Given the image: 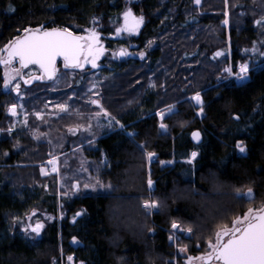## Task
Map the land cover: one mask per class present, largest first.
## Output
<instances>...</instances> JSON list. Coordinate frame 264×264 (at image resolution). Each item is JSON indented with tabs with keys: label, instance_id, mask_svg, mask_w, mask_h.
<instances>
[{
	"label": "trees",
	"instance_id": "trees-1",
	"mask_svg": "<svg viewBox=\"0 0 264 264\" xmlns=\"http://www.w3.org/2000/svg\"><path fill=\"white\" fill-rule=\"evenodd\" d=\"M127 8L144 22L128 40L113 39ZM261 15L264 0H200L199 5L194 0H0V48L26 28H68L81 34L96 24L108 48L132 43L144 52L143 58L108 60L95 75L65 68L59 60L51 80L40 75L25 83L20 75L13 80L19 92L0 87V264H61L67 255L83 264H181L186 256L178 254L179 247L186 246L187 255L204 254L218 224L260 208L264 25L254 20ZM217 51L224 54L213 58ZM245 62L250 80L241 87L225 69L236 72ZM29 69L40 74L35 66L21 73ZM224 77L228 80H218ZM196 92L204 100L203 116L192 99ZM94 95L137 135L129 138L115 122L112 128L103 123L67 134L78 122H89L97 108L90 104ZM13 104L15 116L8 112ZM58 104L69 105L68 111L53 113ZM169 105L177 111L163 121L168 126L163 132L156 113ZM195 130L198 144L191 140ZM237 141H243L246 154L239 153ZM140 144L147 146L141 150ZM76 147L86 156L81 164L76 156L61 157ZM193 151L198 155L189 165ZM145 152L156 154L150 165ZM55 155L66 165L65 191L55 174L40 171L39 165ZM79 164L112 187L85 189L86 180L73 171ZM74 180L77 191L71 189ZM249 188L254 199L237 196V189L245 193ZM145 199L159 200L161 207L146 214ZM31 210L51 217L37 238L21 230ZM76 212L81 215L73 221ZM172 220L179 230L171 228ZM188 227L193 229L190 238L182 231ZM170 234L177 239L170 241Z\"/></svg>",
	"mask_w": 264,
	"mask_h": 264
},
{
	"label": "snow or ice",
	"instance_id": "snow-or-ice-1",
	"mask_svg": "<svg viewBox=\"0 0 264 264\" xmlns=\"http://www.w3.org/2000/svg\"><path fill=\"white\" fill-rule=\"evenodd\" d=\"M194 2L199 5L200 0H194ZM228 3V0H225V4ZM255 4V0H253ZM243 7L242 5H238ZM225 16H228V13L225 12ZM124 25L123 27L117 28L116 32L120 33L122 31L135 32L138 30L141 24L144 22V17L134 16L131 8L127 9L123 13ZM225 25L229 23L228 19L223 21ZM254 23L257 26L264 25V15H261L259 18L254 20ZM27 35L23 37H17L14 41L9 42L4 45L3 48H0V64L5 65L8 69L4 73V87L8 88L12 81L15 79V76H20L21 69L27 68L29 65H38L39 69L42 71L43 76L39 77L42 79L47 77L52 79L56 75V62L58 57H62L64 61L65 68H83L85 64H91L92 68L97 67V59L103 54L104 49L100 46L99 33L95 29L87 30V35H77L68 28H43L41 26L36 31H30L29 29H24ZM247 51V50H246ZM253 52L256 51V48L253 47ZM121 56L127 55L123 50L119 53ZM222 51H217L214 54V57L223 55ZM261 56H264V52L260 53ZM141 58L144 57V53H140ZM19 62L20 68H11L10 66L14 62ZM259 70H264V65L259 66ZM229 76H234L237 82V86H243L245 82L250 80L249 72L250 66L248 63H241L239 65V71L236 73L232 72V68L229 67L225 69ZM15 74V75H13ZM227 81L228 77L218 78V80ZM25 83H29V80H25ZM154 86V85H153ZM219 86V85H217ZM20 85L17 83L13 86V90L19 92ZM96 95H99L96 93ZM196 101V104L199 105L198 115L203 116L204 111V100L200 92H196L192 97ZM91 103L98 105L101 109V112L106 117H111L108 121V127H113V121L116 125H119V128L126 133L129 138H134L137 133L134 131H128L124 124H121L120 121L116 120L115 117L111 116V113L107 111L100 103L98 99L91 100ZM129 103H132L129 101ZM56 107L60 112L66 113L69 109L67 104H58ZM15 104L11 105L10 111L13 115H16ZM176 108L174 105H169L165 111H158L156 115L160 118V123L158 128L166 132L168 126L163 123V121L171 115L176 114ZM101 112H97L95 115L99 117ZM236 120H239L240 117L237 114H233ZM37 117L41 116L40 112L36 113ZM77 126L76 130H79ZM91 124H88L85 127L86 131L91 130ZM11 131V129H9ZM69 131H73L72 128ZM192 136L194 139H200V133L198 131L193 132ZM91 143V141H89ZM146 144H140L138 147L141 150L146 148ZM236 148L240 154H246L247 149L243 141H237ZM7 155V153H5ZM198 153L193 151L190 157L187 158V163L193 165ZM156 154L154 152H145V158L148 164L150 165ZM53 165V171H57L56 168V158H53L49 161ZM163 164L164 161H161ZM171 163V162H169ZM41 172H44V169H41ZM195 173L193 172V175ZM147 188L151 193L154 188V181L151 178V171L149 168L147 180ZM85 188L91 187L93 191L110 189L111 184H104L102 181L97 180L95 184L89 185L85 184ZM237 196L241 198H246L248 200L254 199L253 190L249 188L247 192L242 193L239 189L236 190ZM142 208L146 214H150L153 210H157L161 207L159 200L145 199L142 201ZM77 216L81 213H77ZM75 219V218H74ZM44 227L43 223L37 222L34 226L28 225L24 228V232L27 233L29 229L31 233H35L37 236L40 234L41 229ZM171 228L173 230H179L180 225L176 220H172ZM149 232L154 231L149 228ZM185 233L188 234V237H191L193 229L188 227L182 229ZM215 239H209L207 241L208 248L211 249L210 252L202 254L200 257H188V264H194L195 260L208 261L209 264L214 260L215 264H264V206L260 208H249L247 212L243 215L235 216L230 221V224L221 223L217 225V228L214 232ZM168 239L173 241L177 239L174 235H169ZM73 242H76V238L73 237ZM181 252H186L187 248L181 247ZM68 259L71 261L73 257L69 256ZM55 264V262H54ZM83 264V262H81Z\"/></svg>",
	"mask_w": 264,
	"mask_h": 264
},
{
	"label": "rangeland",
	"instance_id": "rangeland-1",
	"mask_svg": "<svg viewBox=\"0 0 264 264\" xmlns=\"http://www.w3.org/2000/svg\"><path fill=\"white\" fill-rule=\"evenodd\" d=\"M127 9H129V8H127ZM127 9H125V10L123 11V13H124ZM123 13H122V16H121V22H120V24L115 28L114 33H113L112 36H111L113 39H125V40H128L127 38H128L129 36H131V35L136 34V33L138 32L139 28H140V27H139L137 31H135V32H131V33H130V32H127V31H122V32H120V33H117V32H116V29H117V28H120V27H123V25H124V17H123ZM133 15H134V16H137V15H135L134 13H133ZM137 17H138V16H137ZM140 26H141V25H140ZM97 27H98V26H97L96 24H93L92 26H90V27H88V28H85L84 31H83V33H81V34H82V35H87V34H88L87 30H89V29H95V31L99 33L100 46L103 47L104 52H103V54L97 59V61H96V63H97V67H96V68H92L91 64H85L83 68H79L80 71L90 73L91 75H95L96 72L98 71V69H99L100 67H102V66H106V65L108 64V60L126 59V58H129V57H138V58H141L140 53H144V52H143V51H137V50H135V48H134L135 45L132 44V43L129 44V45L118 44V45L115 46V47L108 48V47L105 45V41L103 40V38H102L100 32L98 31V28H97ZM121 50L125 51V52L127 53V55H124V56L118 57V53H119ZM104 59H106V60H104ZM245 63H247V62H245ZM239 65H240V64H239ZM239 65H238V69H237L236 72L239 71ZM12 67H13V68H16L17 66H15V64H13ZM16 69H17V68H16ZM236 72H233V73H236ZM2 75H3V71L0 70V77H1ZM13 75H15V74H13ZM21 76L24 77L25 80H29V81H31L32 79H35L36 77L40 76V74H37V73L35 72L34 69H29L26 73H22ZM231 77H234V76H231ZM234 78H235V77H234ZM3 81H4V75H3V78H2V79L0 78V87H1V86L4 87V83H3ZM17 83H18V82H13V81H12V83L9 85V87H10V86L13 87V86H14L15 84H17ZM9 87H8V88H9ZM194 95H195V94H194ZM194 95H193V96H194ZM93 99H98V100H99V97H97V96H95V95H94V97H93V96L90 97V104H91L93 107H97V108H96V110H92V111H91V113H90V115H89V116H90V118H89V122H85V124L82 123V122H78V124L74 125L73 127H70V128L73 129V131H69L70 128L67 130V134H69V135H73V134H75V133H81L82 130H85V127H86L88 124H91V126H92V125H98V124L108 123V121H109V119H110L111 117H106V116H104L103 113L101 112L100 107H99L98 105H94V104L91 103V100H93ZM99 101H100V100H99ZM194 102H195V104H196V101H195V100H194ZM10 108H11V106H10L9 109H8V112H9V113H11ZM54 110H56V109H54ZM162 111H165V112H166V110H162ZM97 112H101V115H100L99 117H97V116L95 115ZM53 113H60V110L57 108V111H54ZM11 115H13V114L11 113ZM13 116H15V115H13ZM113 122H115V121H113ZM77 126H81V127H79V130H76V129H77ZM86 145H89V142H87ZM71 151H72V152H70V153H68V154H67L68 151L62 153L61 155H63V156H61V157H64V155L67 156V158H66L65 161H68L70 156H71V157H75V156H76L77 158L75 157V159H76L78 162L80 161V164H81V162L83 161L84 158L86 159L85 154L81 151V147H76L75 149H72ZM61 157H60V158H61ZM83 157H84V158H83ZM53 158H56V168H57V171H53V165L49 163V161H51ZM60 158L58 157V155H55V156L49 158L48 160L44 161V162H43L42 164H40L39 166H40V171H41L42 168L44 169V172H41L42 175L55 174V175L57 176L58 186H59L61 189H63V191H65V189H64V187H65V181H64L65 178H64V175L66 174V172H65V170H66V165H60V161H59ZM65 163H66V162H65ZM80 164H79V166L77 165V166L74 167V169H73L74 173H76L78 176H81L82 179L86 180V184H89V185L95 184L96 181H97L96 177L92 176V175L88 172V170H82L83 167H82ZM62 177H63V178H62ZM71 185H72V186H71V187H72L71 189H73V191H77V188H78V181H77V180H74V181L71 183ZM85 189H88V190L90 189V190H91L92 188L89 187V188H85ZM98 190H100V189H98ZM262 206H264V204H263ZM60 216H62V212L59 213V217H60ZM50 218H51V217H50L48 214H46V213L38 212L37 210H31V211L25 216V218H24V220H23V223H22V226H21V230L24 232V228H25L26 226H28V225H32V226H34L37 222L43 223V225H44V222H45L46 220L50 219ZM73 218H74V217H73ZM41 230H42V229H41ZM24 233H25V232H24ZM25 234L28 235V236H31V237H33V238H37V237H39V235H40V234H39V235L37 236L35 233H31V230H30V229H29V231H28L27 233H25ZM71 243H72L73 245L77 244V243H78V242H77V239H76V242H73V239H72V240H71ZM180 248H181V247H179V248L177 249L178 254H179V255H184V256H186V257L183 259V263H181V264H188V257H194V258H195V257H200V256L202 255V254L197 255V256L187 255V254H186L187 252H181V251H180ZM210 251H211V249L209 248V250H208L207 252H210ZM207 252H206V253H207ZM69 256L72 257V255H67V256H65V258L63 259V262H61V264H81V262H75L73 259L70 261V260L68 259ZM194 264H209V263H204V262H202V261H200V260H195V261H194ZM211 264H215V261H212Z\"/></svg>",
	"mask_w": 264,
	"mask_h": 264
},
{
	"label": "water",
	"instance_id": "water-1",
	"mask_svg": "<svg viewBox=\"0 0 264 264\" xmlns=\"http://www.w3.org/2000/svg\"><path fill=\"white\" fill-rule=\"evenodd\" d=\"M55 28H57V27H55ZM30 31H36L37 29H29ZM73 32V31H72ZM75 34H77V35H82V34H79V33H76V32H74ZM25 35H27V33H25V31L24 32H22L20 35H18L17 37H23V36H25ZM17 37H15L12 41H14ZM120 53V52H119ZM118 53V57H121V55ZM61 61L62 63H63V65H64V61H63V58L62 57H58L57 58V62L58 61ZM57 62H56V65H57ZM17 64H18V69L21 67L20 66V64H19V62L17 61ZM0 66L1 67H3V66H5V65H3V64H0ZM30 66H35L38 70H39V72H40V75H41V77L43 76V73H42V71L39 69V66L38 65H29L28 67H30ZM27 67V68H28ZM24 69H26V68H23V69H21V70H24ZM42 79H44V80H46V81H48V80H51V79H48L47 77H44V78H42ZM53 79V78H52ZM197 130H195V131H193V132H196ZM192 132V133H193ZM191 140H192V142L193 143H195V144H198L199 142H200V140H201V137H200V139L199 140H196V139H194L193 138V136H192V134H191ZM78 212H76V214H77ZM80 213V212H79ZM80 216V215H79ZM79 216H77V215H75V219L76 218H78ZM72 219L73 221L75 220V219ZM214 261V260H213ZM202 262H204V263H209L208 261H202Z\"/></svg>",
	"mask_w": 264,
	"mask_h": 264
},
{
	"label": "flooded vegetation",
	"instance_id": "flooded-vegetation-1",
	"mask_svg": "<svg viewBox=\"0 0 264 264\" xmlns=\"http://www.w3.org/2000/svg\"><path fill=\"white\" fill-rule=\"evenodd\" d=\"M14 63H17V62H14ZM14 63H13V64H14ZM13 64H12V65H13ZM12 65L10 66L11 68H13ZM2 70H3V75H4L5 71H7L8 69H7L5 66H3V67H2Z\"/></svg>",
	"mask_w": 264,
	"mask_h": 264
}]
</instances>
